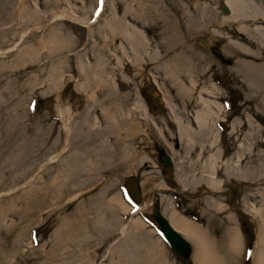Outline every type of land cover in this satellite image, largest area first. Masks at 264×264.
<instances>
[{
  "label": "rangeland",
  "instance_id": "obj_1",
  "mask_svg": "<svg viewBox=\"0 0 264 264\" xmlns=\"http://www.w3.org/2000/svg\"><path fill=\"white\" fill-rule=\"evenodd\" d=\"M256 1L264 5V0ZM22 2L25 8L41 13V19L35 21L32 17L31 22L26 21L29 14L20 11ZM98 3L99 0H0V156L15 154L16 139L22 141L23 158L27 159L32 147L37 153L32 158L36 164L33 166L35 177L29 184L23 179L16 184L14 176L20 173L19 167L16 173L6 171L4 180L0 181V250L5 249L3 244L7 247L5 250L11 249L8 263L44 264L43 259L54 248L53 253L59 256L54 264H87L88 261V264H127L125 256L118 252L122 243L128 239L126 250L136 251L134 241L138 243V238H147V244L152 246L156 234L138 221L143 229L135 231L136 236L120 239L119 230L126 222L124 218L129 209L124 205L117 210V207L102 206V199L95 196L104 192L105 201L113 196L122 201L118 185L124 183L145 205L147 215L161 209L165 200L170 203V206L167 204L170 210L177 207L192 214L196 220L194 225L208 224L207 229L218 238L221 234L215 228L223 230L222 226L230 218L237 227L241 221L243 236L251 248V242L257 243L256 221L260 219L253 211L260 208V193L264 191V75L249 69L255 66L251 63H264V53L257 54L260 44L247 41V35L238 32L241 21L227 19L222 12L224 0H107L104 14L93 22ZM182 6L184 12L198 18L200 25L204 23L199 36L189 42L196 44L192 55L196 63L190 67L197 80L194 99L183 96L161 68L177 52L183 56L190 50V47L176 50L177 41L168 42V38L178 39L174 26L180 20L185 21ZM125 10L134 15L126 24L143 30L144 34L140 32L149 43V47L146 43L144 49H139L141 53L135 55L137 62H133L134 53L124 36L113 35L108 30L111 23L123 21L120 16ZM117 11L121 12L120 16ZM249 25L250 30L255 28L254 23ZM53 28L66 38L65 47L53 51L50 58L45 57V64L40 67L36 66L35 58L21 61L22 53L27 48L35 49L37 39L47 38L46 33ZM235 40L258 58L229 53L227 45ZM45 52L46 49L41 51ZM99 59L102 72L111 80L110 89L96 90L95 81L87 78L86 66L94 67ZM53 65L59 68V74L51 80ZM138 68L143 71L139 72ZM214 77L221 79L216 93L224 112L223 116L216 117L221 123V129L217 130L221 134L216 137L221 159L215 169L207 161L210 148L201 149L202 144L210 141V136L195 135L189 140L192 143L185 146L176 121L198 132L195 115L201 109L199 90L205 84L212 86L209 81ZM56 82L58 87L52 88L51 84ZM185 84L190 85V81L185 80ZM94 90L96 94L91 98ZM169 101L173 109L167 106ZM104 107L108 112L112 109L114 114L105 115ZM59 109L66 118L68 113L72 115V130L78 133L77 129L80 132L85 129L75 145L92 141L90 126L97 132L95 145L100 148L101 161L98 171L91 170L94 176L88 181L81 179V162L77 165L75 159L69 158L71 146L53 162L50 160L59 155L58 150H52L53 142L60 151L67 144ZM108 118L118 119L115 132L110 129ZM17 124L20 134L10 135L8 127ZM37 148H40L38 152ZM162 155L171 157L172 167L160 165L158 159ZM52 170L65 179V184L57 189L48 184ZM230 170L232 174H226ZM258 172L261 181L247 191V184L255 182L252 178ZM239 173L248 178L238 176ZM81 180L86 181L84 186ZM209 180L216 181L219 192L210 189ZM211 197L216 199L215 205ZM4 204L8 209L16 207L6 218L2 217ZM37 229L40 243L34 245L31 233ZM21 230L25 232V239L15 247V237ZM142 233H147V237ZM101 240H105L101 245L96 243ZM86 243L94 247L83 251L81 248ZM193 246L192 260L198 264L194 259L195 243ZM96 248L100 252L94 253ZM163 250L167 251L164 256L168 264H187L182 259L174 262L173 254ZM216 251L220 257L227 255V248L220 243ZM0 264L5 263L0 259Z\"/></svg>",
  "mask_w": 264,
  "mask_h": 264
},
{
  "label": "bare ground",
  "instance_id": "obj_2",
  "mask_svg": "<svg viewBox=\"0 0 264 264\" xmlns=\"http://www.w3.org/2000/svg\"><path fill=\"white\" fill-rule=\"evenodd\" d=\"M68 1V0H65ZM226 5L230 8L231 11V15H229V17L227 18L228 20L234 19V20H239L240 22V26L238 27L239 32L241 33H245L248 37L249 40H252L256 43L260 44V53L257 54H263L264 52V29L262 27H255L253 30L249 29V22L254 23V21L256 19H258L259 21L264 20V7L262 6V4L258 5L257 2L255 0H224ZM25 2H22V7L20 9V11H26L29 19H25L26 21L31 22V18L33 17L34 20L38 21L39 19H41V13H39L38 11H34L31 9H27L25 8ZM182 16L185 18L182 22V20L178 21V23H175V28L177 31V35H178V39H169L168 38V42H176L177 44V49L179 48H184V47H190L189 52L185 53V55L180 56L178 54V52L171 58H169L168 61H166L165 63H163L161 65V68L163 69L164 73L166 74V76L169 78L170 81H173L174 85L177 87V90L183 94V96L185 97H190L192 99H194V91L195 89H197L195 86L196 84V79L193 78L192 75V69L190 67H192V63H196L194 58L192 57L193 52H196V49H194V47H196L195 45L190 44V41H194V39H196L199 36V33H201L200 31L202 30L203 25L199 24L198 22V18H196L195 16L191 17L190 15H188L187 12H184V6H182ZM142 8V7H141ZM144 10V9H143ZM209 12V11H207ZM98 16V15H97ZM96 16V17H97ZM100 17V16H99ZM98 20V18H97ZM214 25V23H213ZM208 26V25H207ZM107 29V28H106ZM108 30L111 31V33L113 35L119 34L124 36L127 45H129L131 51H133L134 56V62H137V60H135L137 56L140 54V50L139 49H144L145 48V39L144 36L142 35V33L140 31L137 30V28H131L128 24H126V22L124 21H115L113 23H111L109 25ZM47 38L41 37L39 39H37V47L35 49H31V48H27L22 54L21 56V61L25 62H29L30 59H34V61H36V66L40 67L43 66L45 64L44 59L46 58H50V56L53 54V51L57 50H61L62 48L65 47V45L67 44V40L66 38H64L63 35H61L60 33H58V31L55 30V28L50 29L47 33ZM176 35V34H174ZM180 35V38H179ZM248 41V40H247ZM183 42V43H181ZM240 41H232L230 42L227 46V51L229 53H234V54H244L246 56H253L256 60L255 53L250 52L249 49H246L243 45L240 44ZM48 46L50 48H48ZM263 48V49H262ZM43 49H46L45 53H41V51ZM186 50L188 48H185ZM193 49V50H192ZM56 51V52H57ZM156 58V57H155ZM155 58H152V61H154ZM254 60V61H255ZM240 62V60L238 61V63ZM247 62V61H246ZM257 62V61H256ZM43 63V64H42ZM248 63V62H247ZM96 65L94 67H90V66H86V72H87V78L90 79V82L95 81V89L99 90L100 89H110V84H111V80L102 72L101 69V62L100 59L96 61L95 63ZM249 65H255L253 66V68H249ZM246 64V66L250 69V70H255L256 74L259 75H264V63H251V64ZM82 66V64L80 65ZM79 66V68H80ZM160 65H158L159 67ZM139 72L143 71L142 68H138L137 69ZM59 68L55 65L52 66V70H51V80L54 79V77H56L59 73ZM178 71H182L180 73H177ZM80 72V71H79ZM183 72H185L183 74ZM81 74V72H80ZM181 74V75H180ZM183 74V75H182ZM172 79V80H171ZM185 80H189L190 81V85H186L185 84ZM52 88H57V82L56 83H52ZM113 89V87H112ZM96 90H94L95 92H93V95H91V98H94V94H96ZM217 87L216 85L210 86V85H203L201 90H200V97L201 98V109L197 111L196 115H195V120L197 121V123L199 124V130L198 132L193 131V129H191V127L188 126H183L182 122L180 120H176L178 125H179V133H180V137L181 139L185 141H183V143H186L185 146L189 144H191L192 142L189 141L191 138H193L195 135H199V136H210V141H207L206 144H202L201 149H205V146L210 148V152L208 155V163H210L213 167L212 168H216L215 164L217 161H219V159H221V151L220 148L217 144V138L219 136L217 129L215 128L217 126V115H221L222 116V110H221V106L218 103V93H216ZM111 93H113L112 97L113 99H115L116 97V92L114 91V89L111 91ZM60 97V96H58ZM208 98V99H207ZM140 102V101H139ZM141 103V102H140ZM167 106L171 109H173V105L172 103L169 101V103H167ZM114 109V108H113ZM113 110L111 109V112ZM103 112L105 113V115L110 114L111 112H108V108L103 109ZM59 113L61 115V117L64 120V128L66 130V146L65 148H63L61 151L59 149V147L54 144V147L52 150L57 151L59 155H54V157H51V162H53V159L58 158L59 156H61V154L63 153L64 150H67L69 148V146H71V154L69 155V158L71 159H75V162L77 163V165H80L81 162V168H80V176L81 179H87V181L89 180V178H92L94 176L93 171H98V166L100 164V155L98 150L100 149L98 146H96V140H98V135L97 132L92 130V128L94 126H90L89 130H90V135H92V141L90 142H86L85 145H75V140L78 139L80 137V135H84L85 129H82L80 132V128L77 129L78 133L75 131V129L70 126V120L72 115L70 113H68V117H65V113L63 110L59 109ZM112 114H114V112H112ZM117 114V113H116ZM116 116V115H114ZM121 117H125V116H121ZM126 118V117H125ZM109 123H110V129L115 132V128H116V120L118 119H113V121H110V118H108ZM116 125V126H115ZM78 127V125H77ZM115 127V128H114ZM9 128V132L10 135L12 136H16L17 134H20L18 132V124L17 125H13ZM17 130V133H14ZM94 131V132H93ZM37 139V137L35 138ZM30 140V139H28ZM57 141V140H56ZM22 141L17 140L15 141V151H13L15 154L11 153L9 154L7 157L4 156H0V170L2 171V174L0 173V181L4 180L5 178V174L7 173L6 171H11L12 173H16V169L19 167V174L15 175V179L17 181L16 184L20 183L21 180H25L26 181V185L29 184L33 178L35 177V170L33 168V166H35V162L32 161V158L37 154H35V152L33 151V147L32 150L30 151V149L28 150V155H27V159L22 157V148L23 146H21ZM98 145V144H97ZM193 145V144H192ZM90 146H93L92 148H90ZM17 147V148H16ZM27 147H29V145H27ZM40 148H37V152L39 151ZM20 150V152H18ZM93 150V152H92ZM36 151V149H35ZM91 151V152H90ZM1 152V151H0ZM199 154V153H198ZM1 155V154H0ZM89 155V156H88ZM200 155V154H199ZM22 160H21V158ZM87 157H91V160L88 159ZM67 158V157H66ZM69 161V159H67ZM66 160V162H67ZM231 159L228 158L227 162H230ZM23 162V163H22ZM79 163V164H78ZM26 164V165H24ZM227 164V163H226ZM26 166H28L27 168H25ZM8 167V168H7ZM20 168H24V171H22V169ZM4 169V170H3ZM68 169V167H67ZM34 170V171H33ZM93 170V171H91ZM0 171V172H1ZM8 171V172H9ZM33 171V172H32ZM258 171V170H257ZM10 172V173H11ZM32 172V173H31ZM66 172V171H65ZM11 173V174H12ZM31 173V174H30ZM69 172H67L68 174ZM10 174V175H11ZM226 174H232V171L230 170L228 173L226 172ZM240 177H244V178H248V176L244 175L243 173H239L237 174ZM259 175V172H258ZM254 176L252 179L255 181L254 183H248L247 184V191L251 190V187L254 185H257L260 180V175L259 176ZM180 176V175H179ZM29 177H31L29 179ZM64 176H61L60 174H57L56 170H52V177L49 180L48 184L51 187H54V189H57L58 187H61L63 184H65V179H63ZM181 177V176H180ZM76 179V178H74ZM82 185L84 186L86 184V181H82L81 180ZM48 184H46L48 186ZM209 187H211L210 189L213 192H219V190L217 189V184L215 180H209ZM6 189V188H5ZM36 189V188H35ZM104 191V190H102ZM260 193V191H259ZM261 194V206L260 208H257L256 211H253L256 215H254L255 217L259 216L257 221H256V226H257V243L254 245V252H253V258H252V262L251 264H264V191L260 193ZM95 197H97L98 199H102V206H107L108 208H116V210L120 207L123 208V203L120 200L119 197H112L109 201H105L104 200V192L101 194L96 195ZM211 199L214 202H216V199L214 197H211ZM2 201L0 200V203ZM13 204V203H11ZM253 206V205H252ZM254 207V206H253ZM16 208V207H15ZM13 206H11V208H7L6 204H4V206L2 207V217L6 218L8 213L14 212L13 209H15ZM4 209V210H3ZM230 210L232 211V209L230 208ZM165 213L169 216L171 222L173 223V225L186 233V237H188L190 239V241L194 244L195 243V249H196V253L194 255V259L195 262L198 264H239L240 263V259L242 257V253L244 250V245H245V241L246 238L243 236V231H242V227L240 228V224L238 225L239 227L236 226V224L234 223V221L232 220V218H230V220H228L227 224L222 226L223 230L219 228H215V232H220V237L218 238L216 235L214 236L212 234V232L210 231V228H203V227H199L197 225H194L195 223L192 222V220H189L185 217V216H179L176 215L174 212H172L171 210L168 209V207L165 209ZM210 214V213H209ZM209 217V215H207ZM98 221L101 220V216H99ZM116 219L113 220V223L115 224ZM226 228L225 233L224 232V228ZM143 229V226H141V224L138 221L133 222V224L131 225V227L129 228V236H127L128 238L132 237L134 235L135 231H139ZM223 231V232H222ZM37 232L39 233V229H37ZM25 232L23 230H21L20 234L15 237V247H18L20 244H22L23 238L25 239ZM95 233V232H94ZM125 234V233H124ZM143 234V233H142ZM94 235V234H93ZM137 235V234H136ZM134 235V236H136ZM145 237H147V233L146 235L143 234ZM225 235V236H224ZM242 235V236H241ZM107 237V236H106ZM159 239V238H158ZM128 239H126L127 241ZM137 240H139V242L137 243L136 241H134L133 245L136 246L138 248V250L136 251H130V250H126L125 245H126V241L122 243V245L119 247L118 252H121L125 257V261L127 264H168L167 260L164 257V253L165 251L163 250V246L160 243L159 240H153V245L150 246L149 244H147V238H138ZM105 241V240H104ZM104 241H99L96 242L99 245H101ZM221 241V242H220ZM107 242V241H106ZM162 242V241H161ZM222 244L225 248H227V255H221L222 257L219 256V254H216V247H218V244ZM97 244V245H98ZM131 244V243H129ZM139 244V245H138ZM158 244V246H160V250L156 249V245ZM3 246L5 247V249L7 248L6 245L3 244ZM53 248V245H51ZM130 246V245H129ZM90 246L86 243L84 244V247L81 248L83 249V251H85V249H88ZM94 246L90 247L91 248ZM0 250V259L3 263L5 264H9L8 263V257L10 256V251L9 250ZM54 248L52 249V251L50 253H52L51 255L45 257L43 259V262H45L44 264H54L57 261V258L59 256H55V253H53ZM117 251V250H116ZM84 254V253H83ZM85 256V255H84ZM132 256H138L137 258H134ZM149 257V259H148ZM163 258V260H162ZM234 258L236 259L234 262ZM89 263V261H88ZM87 263V264H88Z\"/></svg>",
  "mask_w": 264,
  "mask_h": 264
},
{
  "label": "water",
  "instance_id": "obj_3",
  "mask_svg": "<svg viewBox=\"0 0 264 264\" xmlns=\"http://www.w3.org/2000/svg\"><path fill=\"white\" fill-rule=\"evenodd\" d=\"M168 164L170 165V160L168 158L165 159ZM156 217L158 219V221L160 222L165 235L168 239V241L170 242V244L172 245V247L174 248V250L181 255L184 258H189L190 253H191V247L189 246V244L184 241V239H182V237H180L168 224V222H166L164 220V218L162 216H160L159 213H156ZM191 264V263H190Z\"/></svg>",
  "mask_w": 264,
  "mask_h": 264
}]
</instances>
